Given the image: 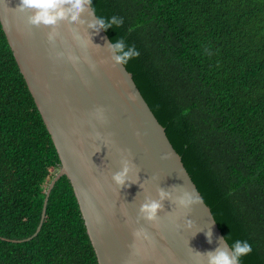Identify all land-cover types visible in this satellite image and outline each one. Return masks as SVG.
<instances>
[{"label": "trees", "instance_id": "obj_1", "mask_svg": "<svg viewBox=\"0 0 264 264\" xmlns=\"http://www.w3.org/2000/svg\"><path fill=\"white\" fill-rule=\"evenodd\" d=\"M106 33L240 264H264V0H93ZM0 22V264H99L74 189Z\"/></svg>", "mask_w": 264, "mask_h": 264}, {"label": "water", "instance_id": "obj_2", "mask_svg": "<svg viewBox=\"0 0 264 264\" xmlns=\"http://www.w3.org/2000/svg\"><path fill=\"white\" fill-rule=\"evenodd\" d=\"M19 3L0 0V22L61 160L41 224L27 240L42 229L50 195L66 176L99 264H206L197 252L229 243L132 73L111 59L108 34L88 27L96 13L59 25L50 41L52 30L31 25L32 10ZM125 157L135 168L120 187L112 176ZM161 190L170 198L158 220L143 219L140 205ZM185 191L199 201L181 208L174 201Z\"/></svg>", "mask_w": 264, "mask_h": 264}, {"label": "clouds", "instance_id": "obj_3", "mask_svg": "<svg viewBox=\"0 0 264 264\" xmlns=\"http://www.w3.org/2000/svg\"><path fill=\"white\" fill-rule=\"evenodd\" d=\"M18 8L21 11L25 9L32 10V14L28 17V22L31 25L52 30L49 36L50 41L55 40L57 36L56 29L59 25L71 26L83 23L81 17L84 13L88 12L89 15L95 13L93 0H20ZM122 23L123 19L116 15L108 18L98 16L89 23L88 27L99 32L100 30L107 31L113 26L119 27ZM73 35L74 39H80V36L76 33ZM108 47L112 54L111 59L118 65L127 64L130 59L140 55L139 50L134 45L126 44L122 38L115 37ZM134 168L133 162L125 157L122 160L121 170L113 174L112 180L120 187L125 186ZM166 198H170V193L161 190L159 199H149L147 202L142 203L139 212L143 219L156 222L163 208L162 201ZM198 201L199 197L196 193L185 191L182 195L177 196L174 202L181 208H187ZM211 235L212 233L209 230L206 233L209 243L211 242ZM251 251L252 247L247 240L237 239L231 244L206 253L197 252V254L206 257V264H240L242 257L248 255Z\"/></svg>", "mask_w": 264, "mask_h": 264}]
</instances>
